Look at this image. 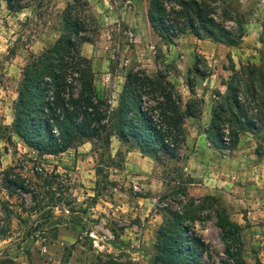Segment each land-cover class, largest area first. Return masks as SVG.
Masks as SVG:
<instances>
[{"label":"rangeland","instance_id":"rangeland-1","mask_svg":"<svg viewBox=\"0 0 264 264\" xmlns=\"http://www.w3.org/2000/svg\"><path fill=\"white\" fill-rule=\"evenodd\" d=\"M70 1L26 0V7L18 12H10L0 2V264H151L167 209L183 212L191 196L207 199L206 207L195 209L200 218L186 223L190 234L206 244L205 264H264V231L244 221L245 208L239 202L244 196L238 189L207 193L205 186L215 188L218 180L205 185L202 177H193V183L187 184L188 199L170 194L181 173L192 177L190 170L195 169L214 176L220 168L218 160L231 150V145L220 148L208 132L214 108L225 106L227 84L238 81L240 101L252 115L260 113L264 0H224L226 11L228 7L238 11L246 22L245 36L237 45L199 39L191 32L174 43L162 39L148 21L149 0H88L96 31L93 43H84L82 52L92 60L96 87L112 107L117 106L132 68L145 69L152 76L167 73L185 101L193 96L190 69L198 62L206 72V76L194 73L196 96L204 100V109L199 118L186 119L187 141L178 151L179 158L164 157L162 163L150 159L152 168L141 176L128 169L129 162L141 160L139 154L128 158L137 149L115 137L109 151L102 142L87 141L64 153L45 155L6 129L13 122L21 70L31 54H40L58 39ZM256 137L264 149V130ZM206 145L216 150L195 158L196 147ZM178 166L184 167L182 172ZM7 177L31 192L8 189ZM44 207H53L56 225L46 224L49 217L36 220ZM218 212L243 226L240 256L237 249L228 253L216 224Z\"/></svg>","mask_w":264,"mask_h":264},{"label":"trees","instance_id":"trees-1","mask_svg":"<svg viewBox=\"0 0 264 264\" xmlns=\"http://www.w3.org/2000/svg\"><path fill=\"white\" fill-rule=\"evenodd\" d=\"M1 1L10 12L26 7V0ZM225 4L224 0H149L147 17L153 30L170 43L191 32L199 39L237 45L245 36L246 22L238 11L229 7L226 11ZM93 25L96 19L88 0L68 2L58 39L40 54H31L21 70L13 122L6 129L45 155H58L87 141L102 142L109 151L115 137L161 163L164 157L176 159L187 141L186 119L203 114L204 100L196 96L194 73L206 76V72L198 62L190 69L188 86L193 96L185 101L167 73L159 71L152 76L145 69L132 68L125 77L117 106L112 107L96 87L92 60L82 52L84 43L94 41ZM227 90L225 106L214 108L208 132L220 148L231 145L234 149L242 133L256 135L264 130V96L260 113L254 116L239 99L238 81L227 84ZM176 169L182 172L184 167ZM184 175L181 173V180L175 179L177 186L170 194L188 199L187 184L193 183V177ZM6 182L10 190L16 187L31 192L16 180L7 177ZM190 200L183 212L167 209L158 230L157 255L151 264H205L202 257L206 244L200 236L190 234L191 227L186 223L200 218L195 209L206 207L207 199L191 196ZM39 213L36 220L49 217L47 225L57 224L53 207H44ZM216 216L228 253L237 249L236 255L240 256L243 226L220 212Z\"/></svg>","mask_w":264,"mask_h":264},{"label":"crops","instance_id":"crops-1","mask_svg":"<svg viewBox=\"0 0 264 264\" xmlns=\"http://www.w3.org/2000/svg\"><path fill=\"white\" fill-rule=\"evenodd\" d=\"M261 143L255 134L246 132L241 135L239 143L234 149L220 157L217 163L220 168L217 173L212 174L214 176H211L210 172L203 173L201 170L195 169H191L190 173L195 179H201L198 177H202L205 185L210 184L209 181L212 179L218 180L217 186H214L215 188L205 186L207 193H211L217 188L226 191L232 187L235 188H232V191L238 189L242 192L244 199H239V202L245 208L242 211V215H245L244 221L248 220L255 227H259L264 231V149ZM207 150H216V148L207 147V145L201 148L196 147L194 155L197 156L195 158L198 156L202 158ZM137 151L129 152L128 158L131 155L137 157L136 155L139 154L141 160L136 164L129 162L128 169L132 174L141 176L150 171L149 169L152 166L149 161L154 159L143 155L139 150ZM152 163L154 162L152 161ZM144 164H146L145 167ZM130 176L136 177V175Z\"/></svg>","mask_w":264,"mask_h":264},{"label":"built area","instance_id":"built-area-1","mask_svg":"<svg viewBox=\"0 0 264 264\" xmlns=\"http://www.w3.org/2000/svg\"><path fill=\"white\" fill-rule=\"evenodd\" d=\"M228 133V131H227ZM225 140L228 142L229 141V138H228V135L225 137Z\"/></svg>","mask_w":264,"mask_h":264},{"label":"water","instance_id":"water-1","mask_svg":"<svg viewBox=\"0 0 264 264\" xmlns=\"http://www.w3.org/2000/svg\"><path fill=\"white\" fill-rule=\"evenodd\" d=\"M111 247H113V245H110ZM114 248V247H113ZM135 255V254H134Z\"/></svg>","mask_w":264,"mask_h":264}]
</instances>
